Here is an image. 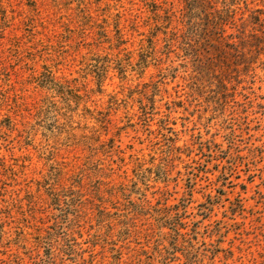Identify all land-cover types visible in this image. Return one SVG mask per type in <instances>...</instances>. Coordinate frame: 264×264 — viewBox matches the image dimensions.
<instances>
[{
  "label": "rangeland",
  "instance_id": "374dc122",
  "mask_svg": "<svg viewBox=\"0 0 264 264\" xmlns=\"http://www.w3.org/2000/svg\"><path fill=\"white\" fill-rule=\"evenodd\" d=\"M180 6L0 0V264H264V68L194 73Z\"/></svg>",
  "mask_w": 264,
  "mask_h": 264
},
{
  "label": "trees",
  "instance_id": "16d2710c",
  "mask_svg": "<svg viewBox=\"0 0 264 264\" xmlns=\"http://www.w3.org/2000/svg\"><path fill=\"white\" fill-rule=\"evenodd\" d=\"M239 2L180 0L181 6L174 14L181 25L173 33L178 51L186 56V61L187 57L192 60L194 73L209 77L216 71L220 89H224L227 81L231 82L228 70L239 77L247 76L251 65L257 62L264 68L261 57L264 56V11L247 5L242 8ZM209 52L215 57L209 56ZM213 62L215 67L211 68ZM240 64L241 71L237 69Z\"/></svg>",
  "mask_w": 264,
  "mask_h": 264
}]
</instances>
